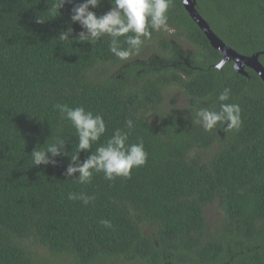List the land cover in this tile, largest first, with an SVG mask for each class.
I'll list each match as a JSON object with an SVG mask.
<instances>
[{"label":"trees","instance_id":"obj_1","mask_svg":"<svg viewBox=\"0 0 264 264\" xmlns=\"http://www.w3.org/2000/svg\"><path fill=\"white\" fill-rule=\"evenodd\" d=\"M54 2L0 0V264H264L262 79L232 62L216 67L221 54L182 0H172L167 28L126 62L107 37L78 41L84 29L72 10L85 0L59 12L49 11ZM111 8L101 0L89 10L99 17ZM196 8L229 47L261 53L264 66V0H196ZM68 28L72 41L63 44ZM224 89L241 126L206 132L192 122L196 101L218 111ZM57 104L103 116L106 133L92 152L121 129L129 143L143 140L146 165L130 178L97 173L83 185L65 175L69 156L33 166L32 152L49 139L74 151L76 130ZM90 155L81 152L80 163ZM81 193L95 200L69 199ZM211 207L221 213L215 227Z\"/></svg>","mask_w":264,"mask_h":264},{"label":"clouds","instance_id":"obj_2","mask_svg":"<svg viewBox=\"0 0 264 264\" xmlns=\"http://www.w3.org/2000/svg\"><path fill=\"white\" fill-rule=\"evenodd\" d=\"M72 2L73 0H55L50 5L49 11L59 12L65 3ZM171 2L172 0H110L111 10L98 17L89 9L100 7L101 0H85L84 3L73 8L71 21L79 23L84 29L79 34V42H89L94 45L107 37L109 51L118 60L126 62L140 54L145 40L150 39L153 32H160L167 28ZM72 31L68 28L61 32L58 41L63 44L65 41H72L69 39ZM217 99L220 102L218 111L209 107H201V104L196 101L192 112L194 117L192 122L199 124L206 132L217 129L218 125H222V130L226 133L238 130L242 123L241 108L239 104L226 103L230 99V89L220 92ZM54 107L60 118L69 122L76 130L77 143L74 145V151L69 153L65 147V140L57 139L49 143V139L43 147L38 145L37 149L32 152L33 166L55 165V157L69 156L71 163L65 175L83 185L90 183L93 175L97 173H103L108 181L130 178L134 169L146 165L148 154L142 139L137 143H129V133L117 129L106 143L92 152L93 144L100 141L106 133L103 116L94 114L83 106L73 108L66 104H57ZM125 123L127 129L133 128L131 120ZM81 152H91L83 163H80ZM77 198L85 206L95 200L94 196L83 193L79 197L69 196V199ZM100 223L106 228L112 227L109 220H102Z\"/></svg>","mask_w":264,"mask_h":264},{"label":"water","instance_id":"obj_3","mask_svg":"<svg viewBox=\"0 0 264 264\" xmlns=\"http://www.w3.org/2000/svg\"><path fill=\"white\" fill-rule=\"evenodd\" d=\"M185 10L207 37L210 45L221 54L222 60L216 65L222 69L228 62H232L234 69L241 75L248 76L246 68L253 70L264 82V66L260 62L261 53L252 56H244L222 41L211 29L207 21L196 8V0H182Z\"/></svg>","mask_w":264,"mask_h":264},{"label":"rangeland","instance_id":"obj_4","mask_svg":"<svg viewBox=\"0 0 264 264\" xmlns=\"http://www.w3.org/2000/svg\"><path fill=\"white\" fill-rule=\"evenodd\" d=\"M148 50V54L154 55L156 53L157 48H151ZM208 223L211 227H215L217 224H219L221 219V213L217 212L214 207H211L208 212Z\"/></svg>","mask_w":264,"mask_h":264}]
</instances>
